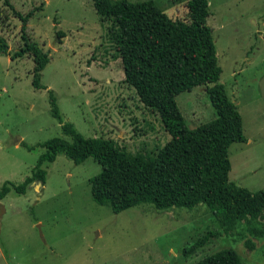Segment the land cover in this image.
I'll use <instances>...</instances> for the list:
<instances>
[{
  "label": "rangeland",
  "instance_id": "obj_1",
  "mask_svg": "<svg viewBox=\"0 0 264 264\" xmlns=\"http://www.w3.org/2000/svg\"><path fill=\"white\" fill-rule=\"evenodd\" d=\"M8 1L21 13L41 7L26 32L49 62L40 75L43 87L36 88L31 56L0 53V264H194L226 248L242 264H264V219L239 221L231 233L211 236L184 256V246L220 229L205 205L157 210L141 203L114 213L92 198L89 179L101 171L92 156L74 163L58 153L41 166L43 183L33 181L25 193L14 189L31 177L46 150L43 142L70 141L63 122L84 137L114 139L132 155L153 154L170 135L122 81L120 59L107 39L110 23H101L92 0ZM153 1L172 18L187 17L186 0ZM208 9L220 81L241 114L246 137L228 148L229 181L264 190V0H208ZM21 25L0 0V35L10 54L22 44ZM57 31L65 36L59 39ZM49 92L59 118L52 114ZM176 103L190 128L216 116L203 85L179 93Z\"/></svg>",
  "mask_w": 264,
  "mask_h": 264
},
{
  "label": "trees",
  "instance_id": "obj_2",
  "mask_svg": "<svg viewBox=\"0 0 264 264\" xmlns=\"http://www.w3.org/2000/svg\"><path fill=\"white\" fill-rule=\"evenodd\" d=\"M92 2L101 23H110L107 39L120 59L122 81L135 90L146 108L159 116L170 139L151 155H132L114 139L87 138L70 122H63L62 131L70 141L53 137L43 142L41 146L46 150L38 157L31 177L14 189L25 193L33 181L43 183L46 170L41 166L53 161L58 153H64L74 163L92 156L101 165V171L89 179L92 198L98 204H108L114 213L141 203H150L157 210L205 205L220 229L208 231L184 246V256L203 247L211 236L231 233L239 221L264 219V190L251 191L229 181L228 148L233 142L246 141V137L241 114L220 81L222 69L212 29L206 23L210 14L208 0H186L185 18L170 17L153 0ZM4 4L22 23V44L10 54L6 38L0 35V53L11 58L31 56L32 85L42 88L40 75L49 55L30 41L26 32L29 18L41 7L21 13L8 0ZM63 36L62 31L56 32L59 39ZM198 85L205 86L216 116L190 128L176 96ZM49 100L52 114L59 118L52 92ZM3 195L0 192V198ZM194 264L242 262L235 250L226 248Z\"/></svg>",
  "mask_w": 264,
  "mask_h": 264
}]
</instances>
